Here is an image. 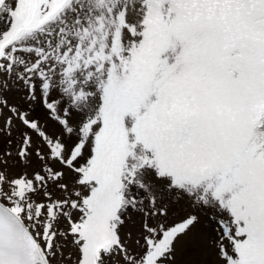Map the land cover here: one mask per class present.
<instances>
[{"label": "snow or ice", "instance_id": "snow-or-ice-1", "mask_svg": "<svg viewBox=\"0 0 264 264\" xmlns=\"http://www.w3.org/2000/svg\"><path fill=\"white\" fill-rule=\"evenodd\" d=\"M0 264H264V0H0Z\"/></svg>", "mask_w": 264, "mask_h": 264}]
</instances>
